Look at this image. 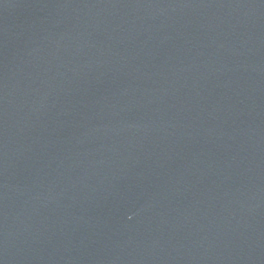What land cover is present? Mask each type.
<instances>
[{"label":"water","instance_id":"water-1","mask_svg":"<svg viewBox=\"0 0 264 264\" xmlns=\"http://www.w3.org/2000/svg\"><path fill=\"white\" fill-rule=\"evenodd\" d=\"M0 264H264V0H0Z\"/></svg>","mask_w":264,"mask_h":264}]
</instances>
